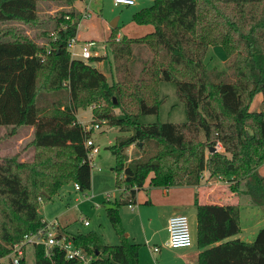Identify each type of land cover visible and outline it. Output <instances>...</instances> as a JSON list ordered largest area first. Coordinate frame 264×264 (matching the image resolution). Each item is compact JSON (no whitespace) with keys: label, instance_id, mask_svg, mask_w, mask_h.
Listing matches in <instances>:
<instances>
[{"label":"trees","instance_id":"trees-1","mask_svg":"<svg viewBox=\"0 0 264 264\" xmlns=\"http://www.w3.org/2000/svg\"><path fill=\"white\" fill-rule=\"evenodd\" d=\"M75 1L0 0V144L32 130L24 145L0 154V257L25 234L47 226L41 202L71 182L91 188L84 144L91 130L80 141H47L83 131L81 108H92V123L124 133L109 146L123 191L109 200L107 214L120 242L110 244L95 230L74 233L55 226L58 237L93 255L94 264H140L141 244L125 234L120 207L135 205L148 179L151 188L198 185L209 171L232 177L235 190L264 206V175L258 170L264 164V0H153L132 18L153 25L151 32L118 38L117 26L107 39L111 80L95 65L107 56L84 60L69 49L83 18ZM41 3L59 8L42 12ZM210 46L223 47L225 68L208 65ZM161 81L175 83L185 121H139L159 114L165 102ZM258 93L261 108L252 110ZM195 205L198 264H264V227L252 241L234 237L241 231L240 203L196 198ZM33 248L35 264L79 263L59 246L51 255L44 244Z\"/></svg>","mask_w":264,"mask_h":264},{"label":"rangeland","instance_id":"rangeland-1","mask_svg":"<svg viewBox=\"0 0 264 264\" xmlns=\"http://www.w3.org/2000/svg\"><path fill=\"white\" fill-rule=\"evenodd\" d=\"M85 3L86 7L92 11L88 18H92L94 13L96 16H99L100 19L106 18L108 21L115 20L116 17L120 16L118 27L119 29L126 28L124 35L140 37L143 34H139L140 31L137 29V27L141 26V24L133 21V13L140 7L151 5L152 1L137 0V4L131 6H116L114 5L113 0H91L85 1ZM41 6H43L42 12L48 11L51 14L55 13V11L59 8L57 4L54 3H51L50 5L41 3ZM86 7L84 10H86ZM27 32L31 34L34 33V31L30 29H28ZM75 50L78 53H81V46L77 45ZM91 51L92 53L98 51L102 55L107 56V58H105L102 63L97 61L95 62V65L99 67L100 70L102 69V71L105 72L108 78L111 80L113 77L111 73V64L113 63V59L111 47L107 41L105 40L102 42L100 40H96L92 45ZM206 62L211 67L223 69L229 60L227 59V54L225 53L222 46H211L207 51ZM163 82L174 85L173 82ZM171 87H163V89L160 91V95L165 98V102L161 106V115L159 119H162L164 115H169L166 112V109L169 110L171 108V110H173L179 107L178 105L176 106L175 103H172V97L177 98V95L174 88ZM261 100L262 95L260 93L256 94L250 108L252 110H258L261 108ZM116 112L120 114L119 109H116ZM171 114H173V112ZM77 116L79 117L80 121L83 122L82 124L84 126L92 124L93 112L91 107L87 109H79L77 111ZM139 121L142 122V120ZM145 121L146 120H143V122ZM0 130L1 132L3 131V129ZM90 132V137H92L96 144L100 146V152L94 157L95 165L92 168L91 188L87 190H77L75 189L73 182L66 184L50 200L41 202L39 213L48 223L55 221L57 223L66 222V224H68L70 227L69 229L75 233L95 230L103 236L106 242L110 244H117L120 242V237L109 219L107 207L109 206V200L111 201L115 198H118L123 188L117 185V172L113 168L116 163V158L109 148L111 145V143H109V139H112L114 143L116 137L124 133L120 131L118 126L105 123H102L101 128H94ZM31 133V129H22L18 134L5 138L0 144V154L11 153L20 148V146L24 145L29 139ZM86 133L87 130L85 131L84 128L83 131L79 132L78 134H74L75 136L73 137V141L83 140V138L86 136ZM47 141L65 142V140L61 139V135L48 139ZM219 150L223 151L224 149L222 147ZM128 153L130 158L134 157L135 147L133 145L128 149ZM22 159L24 158L22 157ZM212 177L214 184L211 186H214L217 191L238 194V203L250 205L254 208L260 207L259 205L252 204L249 196L240 193L232 187L234 184L232 177H225L221 175ZM146 185H148V180L144 184V187ZM206 187L207 186L205 184L202 190H206ZM208 187L210 186L208 185ZM136 206L137 205L135 204V209H131L128 205H123L120 207V214L125 234H127L128 230H134V233L136 232L143 234L141 236H137V240L143 243L140 250V264H172L178 258L176 255L177 252L181 251V248L171 249L172 247L168 248L169 246L165 245V241L169 236V231L168 222L165 224L164 210L161 208L156 211L155 216L152 218L151 224L146 226V232L144 234L142 232V228L138 226L139 223H133L132 220H130V216H132V214H134V212L137 210ZM261 209H263L260 212L262 220L257 224V229L264 227V206H261ZM84 220H88L90 222L89 225H85ZM190 220L191 226H193L194 224L192 222V218ZM150 245H159L161 249L155 252L150 248ZM25 255V264H35V253L33 246L29 245L27 247ZM1 262L2 264H11L9 258H5Z\"/></svg>","mask_w":264,"mask_h":264},{"label":"crops","instance_id":"crops-1","mask_svg":"<svg viewBox=\"0 0 264 264\" xmlns=\"http://www.w3.org/2000/svg\"><path fill=\"white\" fill-rule=\"evenodd\" d=\"M85 1H88V0H76L72 5L76 9L83 12V18L81 19L79 23L77 34H76L77 42L80 44V43L90 42V41L95 42L96 40H100L102 42H104L105 40L107 41L110 34L112 33L113 28L118 26L120 16L116 17L115 20L108 21L106 18L100 19V17L96 16L94 13L92 18H88L92 11L91 9L86 7ZM151 1L153 2V0ZM85 7H86V10H88V15L86 16H84V12H86V10H84ZM140 8H138L137 10H139ZM125 29L126 28L119 29L118 38H121L125 34L124 33ZM137 29L140 31L139 34L145 35L151 32L154 28H153V25L151 24H144V25L138 26ZM130 37H137V36L130 35ZM217 49H220V48H217ZM97 54L102 55L98 51H97ZM103 56H106V55H103ZM103 60L98 61V62L102 63ZM167 83H171V82H167ZM163 87H171V88H174V90L176 91L175 83L174 85H170V84H166V82L161 81L160 91L163 89ZM172 103H175L176 106L178 105L179 107L173 110H171V108L169 110L166 109V112L169 115H164L162 119H159L161 115V110H160L159 115H155V114H153L154 116L152 114L143 115L139 118V120H142V122L143 120H146L145 122H154V121H157L158 119L160 121H172V122L185 121L186 114H185L184 104L180 102L178 97L177 98L172 97ZM172 112L173 114H171ZM78 120L80 121L79 117H78ZM80 122L83 123L82 121ZM73 137L74 135L72 134H61V139L68 140L69 142H71ZM109 143L112 144L113 140L109 139ZM258 170L261 174L264 175V165L258 167ZM212 178L213 177L210 175V173L208 171H205L203 174V178L200 184L198 185L184 184V185L170 186L166 188H161V187L151 188L148 185H146L145 187L141 188L137 192V196H136L137 198L136 209L137 210L134 212V214H132V216H130V220H132L133 223L134 222L139 223L138 226L142 228V232L144 234L146 232V226L147 225L149 226L151 224L152 218L155 216L156 211L158 209L162 208L164 210L163 212L165 213L164 215L165 224H167L169 217L177 213H184V214H187L190 219L192 218V222L194 224L193 226H191L192 235H193V244L190 247L181 248V251L177 252V255H176L178 258L172 264H198L199 254L202 251V249L196 244L197 243L196 242L197 241L196 240L197 209L195 205L196 198L201 203H218V204L238 203V198H239L238 194L217 191L214 186H211L214 184ZM148 184H149V179H148ZM205 184L207 186L206 187L207 189L203 191L202 188L204 187ZM208 185L210 187H208ZM130 208L135 209V205H133ZM262 210L263 209H261V206L254 208L250 205L241 204V231L234 237H239L246 241H252L257 233V230L260 229V228L257 229V226H258L257 224L260 223V221L262 220L261 213H260ZM58 225L64 226L67 228L68 231L72 232L69 229L70 227L68 224H66V222L64 223L58 222ZM133 231L128 230L126 235L130 238V240L140 243L142 245L143 243L137 240L138 238L137 236H141L143 234L136 233V232L134 233ZM171 249H176V248H171Z\"/></svg>","mask_w":264,"mask_h":264},{"label":"built area","instance_id":"built-area-1","mask_svg":"<svg viewBox=\"0 0 264 264\" xmlns=\"http://www.w3.org/2000/svg\"><path fill=\"white\" fill-rule=\"evenodd\" d=\"M91 1V0H88ZM114 5H135L137 0H113ZM88 15V10L84 12V16ZM94 44L93 41L78 43L76 38H72L69 43V49L72 52L74 57H80L84 60H88L93 55H98L97 51L92 53L91 48ZM77 45L81 46V53L77 52L75 48ZM85 131L93 130L94 128H101V125L98 123H92L91 125L84 126ZM84 144L89 148L88 158L93 166L95 165L94 157L100 152V146L89 137L84 140ZM219 148H222L221 144H218ZM75 189L80 190V186L77 183H74ZM133 205H130L132 207ZM85 225H89L88 220H84ZM57 222H47V226L41 228L35 233L25 234L23 239L20 242H17L12 245L11 251L0 257V260L3 261L5 258H9L11 264H21V260L25 257L26 249L29 245L34 246L37 244H44L46 247V253L51 255V250L54 246H59L61 249L65 250L66 257L68 259H77L78 264H94L93 255L87 254L81 248L76 247L71 240H66L65 237H58L55 231V226ZM168 231L169 236L165 241V245L172 248H184L190 247L193 244V235L190 218L187 214L177 213L173 214L168 219ZM150 248L157 252L160 250V247L157 245H150Z\"/></svg>","mask_w":264,"mask_h":264},{"label":"water","instance_id":"water-1","mask_svg":"<svg viewBox=\"0 0 264 264\" xmlns=\"http://www.w3.org/2000/svg\"><path fill=\"white\" fill-rule=\"evenodd\" d=\"M114 26V25H113ZM114 100H116V98H114ZM211 150H215V148H211Z\"/></svg>","mask_w":264,"mask_h":264}]
</instances>
